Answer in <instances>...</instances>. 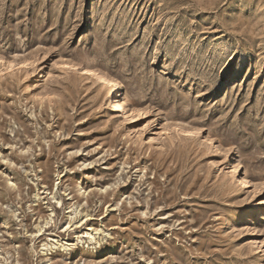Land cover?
<instances>
[{
	"label": "rangeland",
	"instance_id": "rangeland-1",
	"mask_svg": "<svg viewBox=\"0 0 264 264\" xmlns=\"http://www.w3.org/2000/svg\"><path fill=\"white\" fill-rule=\"evenodd\" d=\"M263 201L264 0H0V264H264Z\"/></svg>",
	"mask_w": 264,
	"mask_h": 264
},
{
	"label": "bare ground",
	"instance_id": "bare-ground-1",
	"mask_svg": "<svg viewBox=\"0 0 264 264\" xmlns=\"http://www.w3.org/2000/svg\"><path fill=\"white\" fill-rule=\"evenodd\" d=\"M94 75L97 77L102 88H104L105 90H107L111 93L112 97L109 99V102L107 101L108 104L106 106V109L110 112L115 111L116 108L119 107L118 101H116V86L113 85V83L111 82V80L109 78H107L103 75H100L98 72L95 73ZM232 169L236 173L237 167H233ZM245 181H246V178L242 177L240 180V183H241L240 185H242V183H245ZM261 207L264 208V201L262 202Z\"/></svg>",
	"mask_w": 264,
	"mask_h": 264
}]
</instances>
